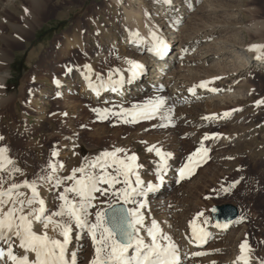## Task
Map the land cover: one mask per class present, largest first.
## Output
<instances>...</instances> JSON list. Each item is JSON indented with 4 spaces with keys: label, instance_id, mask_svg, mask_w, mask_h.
<instances>
[{
    "label": "rangeland",
    "instance_id": "rangeland-1",
    "mask_svg": "<svg viewBox=\"0 0 264 264\" xmlns=\"http://www.w3.org/2000/svg\"><path fill=\"white\" fill-rule=\"evenodd\" d=\"M133 1L140 8L143 20L156 24L153 0ZM192 1L190 8L186 5L189 11L184 10L188 15H182L177 25L178 42L167 52L168 55L182 46L181 59L178 56L162 78L165 82L171 80V85L156 92L153 88H142L128 100L112 99L106 104L86 96L89 89L82 76L86 71L84 66L91 65L99 84L103 82L106 86V72L112 75L113 69L121 67L124 57H120L119 48L125 25L115 3L71 0L58 9L52 6V0L2 2L0 70H6L10 76L0 93L3 95L0 96V136L4 138L0 140V147L8 149L7 155L20 171H12V166H8V172H0V191L13 183L22 184L26 179L32 181L48 174L51 171L48 165L52 162L57 166L55 175L63 183L57 187L54 181L51 185L41 181L39 188L44 190L40 193L46 196V203L51 204L50 214L60 203L59 193L72 183L66 178L72 175L73 169L85 166L88 172L101 173V168L89 166L102 153L123 149L116 154L117 160L135 155L139 166L136 173L147 180L157 178L160 158L147 150L155 145L171 154L167 167L174 175L173 186L166 212L158 210L156 214H148L139 209L144 217L141 232L147 234L151 221L159 218L161 221L156 223L160 233L174 243L172 233L168 232L176 216L180 233H186L194 221V227L199 225L196 228H203L209 235V231L222 226L212 222L210 208L231 204L239 211L237 219L227 224L222 234L212 235L201 248L205 253L195 255V251L188 255L187 264H235L234 260L241 256V248L237 247L242 243L249 248L245 252L252 251L255 261L258 263V258L264 264L259 257L264 255V72H252L250 67L243 66L242 59L257 58V55L264 59V47L249 50L253 45L264 46V0ZM122 3L130 5L127 0ZM173 22L174 19L172 25ZM172 36L176 34H168ZM136 51L123 54L129 56L122 64L124 73L133 69L130 61L140 64L137 61L140 54ZM150 70L151 63L146 66L145 74ZM201 82H208L207 86L199 87ZM67 83H75V89L64 94L62 88ZM194 87L195 91L190 92ZM227 89L236 96L227 97L217 109L211 106V98L201 93ZM82 90L86 91L85 95L81 94ZM45 93L50 96L43 97ZM157 97L164 98L165 105L153 118L124 122L131 121L132 116L122 113L121 109L131 110L133 105H142ZM42 98L44 104L40 103ZM104 109L109 110L107 118L100 119ZM53 152L58 155L53 156ZM193 153L196 155L189 162L188 157ZM106 159L111 163L113 158ZM185 164L190 165L192 172L181 179L180 169ZM116 167L107 168V172L115 175ZM119 179L123 181L124 177ZM99 187L108 188V185ZM123 187L121 182L104 195L94 194L95 207L89 209L91 222H95L97 210L117 203V190ZM113 192L117 195H112ZM135 201L125 207H138L142 197H135ZM77 233L84 242L82 248L86 242L94 250L87 231L74 230ZM93 250H90L91 256L95 255Z\"/></svg>",
    "mask_w": 264,
    "mask_h": 264
},
{
    "label": "snow or ice",
    "instance_id": "snow-or-ice-1",
    "mask_svg": "<svg viewBox=\"0 0 264 264\" xmlns=\"http://www.w3.org/2000/svg\"><path fill=\"white\" fill-rule=\"evenodd\" d=\"M171 0H164V3H170ZM27 11V10H25ZM138 36V34H136ZM153 47L149 51L157 56H163L167 51V43L152 33ZM264 46L253 45L249 49L257 50ZM257 55V59H259ZM133 69L142 66L129 62ZM85 69L91 70L89 65L84 66ZM135 75V72H133ZM85 79L89 77L85 76ZM59 83V81H55ZM109 83H120V81ZM208 82H201L199 87H206ZM92 87L91 84H89ZM103 87V82L100 85ZM115 90V88H113ZM190 92L195 91L189 89ZM260 101H257L259 104ZM165 105L162 97L148 100L142 105H133L131 110L121 109L122 113L132 116V120H124L125 123H135L139 119H151L159 113ZM100 111V110H96ZM108 109L102 110L99 118L106 119ZM119 115V113H113ZM225 115H229L225 113ZM170 119V117H167ZM208 137L205 136V139ZM4 138L0 136V140ZM149 152H155L160 158L159 170L163 173L167 168V159L170 153L163 152L155 145L147 149ZM123 149H115L109 153L105 152L98 157L96 162L89 167L95 169L101 168L100 174L86 171L85 166L73 169L71 176L66 179L72 181L70 186L65 187L64 191L59 193L60 201L57 209L50 214L46 209L45 200L40 196L39 188L44 184L51 185L53 181L55 186L59 187L63 181L57 178V166L49 162L48 174L37 176L35 180L23 181L22 184L13 183L6 190L0 191V241H3L7 248H0V260H6L10 264H77V254L72 251L70 245L74 238V230H86L91 237L95 255L90 264H179V256L177 254V246L171 242L170 238L160 233V229L155 220L152 221L151 227L147 228V235L151 238V242H146L140 235L141 229L144 228V217L140 213V208L144 207V203L139 202L136 208H127L125 205L135 203V197L146 195L147 192L154 191L157 186L148 183L145 189V181L141 180L135 169L136 156L132 155L126 159H116V154L122 152ZM8 149L0 147V172H8L11 170L19 172L20 169L14 164V161L7 155ZM200 152V149H197ZM206 154V150H205ZM53 156L58 155L57 152L52 153ZM193 153L188 157L191 162ZM112 157L111 163L106 159ZM103 159V162H101ZM117 165L114 169L115 175L107 172V168ZM60 167H63L61 165ZM192 168L189 164H185L180 169L181 179L185 178L186 173L190 174ZM76 173H80L79 176ZM120 176L124 179L121 181ZM131 176H135V183L130 180ZM163 179L162 175L157 176ZM123 183L124 187L118 189L119 193L116 204H109L107 208L97 210L95 212V222L89 220L91 213L89 209L95 207L93 201L96 199L95 193L104 195L113 187L114 184ZM106 184L108 188H101L99 185ZM2 187V185H0ZM21 188H28L31 195L20 191ZM117 192L112 195L116 196ZM202 213H198V216ZM194 225V221L190 227ZM193 235L198 241L206 240L208 233L200 228L197 230L193 227ZM15 237L19 241L18 247L22 249L23 254H17L12 246V238ZM75 239L79 240V235H75ZM168 241L166 244L160 241ZM241 256L237 259L248 264L244 252L246 244H241ZM195 255H201L196 253ZM34 257V258H32Z\"/></svg>",
    "mask_w": 264,
    "mask_h": 264
},
{
    "label": "bare ground",
    "instance_id": "bare-ground-1",
    "mask_svg": "<svg viewBox=\"0 0 264 264\" xmlns=\"http://www.w3.org/2000/svg\"><path fill=\"white\" fill-rule=\"evenodd\" d=\"M10 1L12 2L15 0H0V5L4 6V3H2V2L9 3ZM52 1H53L52 6L54 8L55 7L58 8V9L59 8L61 9L63 6L70 4V2H71V0H52ZM111 1L113 3H115L116 6H118V8H119L118 11H119L120 15L122 16L123 23L125 25V28H124V31L122 34L123 41L120 42L119 53H121L122 55L125 53V55H126L127 53L130 54L131 51L139 50V51H136L138 54H140V60H137L140 63L139 65H141L142 67H146V65L151 63V70H150V73L148 75H147V73L145 75L141 74L142 67L138 68V69H131V70L129 69L128 73H124L125 69L123 68V66H124L125 62L127 61L126 58L129 56H125V55L122 56L120 54V57H124V58H122V60L124 62L122 61L121 67H117V68L113 69L112 75L110 74L111 72L110 73H109V71L106 72L105 76H107L108 85L101 87L99 84L100 81H99L98 77L96 76L95 72H92L93 69L90 71L86 69L85 74L82 77L84 78V81L86 82L85 87H88L89 91H87V89H86L87 92L85 90H82L81 94L84 93V95H85V92H86V96L96 100L97 102H99L101 104H106L108 101H110L112 99L115 101H117V100L118 101L128 100V99H130L129 98L130 96L136 94L138 91H141L142 88H145V89L153 88V90H155L154 92H156L159 89H163L165 87V85H167V84L171 85L170 83H172V82H171L170 78H169L170 81L166 80L167 82H165L162 78H164L165 75L168 73V70H170V68H172L171 67L172 64H174L180 58L181 52H182V46L181 45L178 46L177 51L169 53L167 55V57H163L162 59L161 58L159 59V58H157V55H155L153 52L149 51V49L153 47L152 33H155L157 37L162 38L167 43V45H168L167 49L168 50L171 49L174 45H176L175 43L178 42L177 32L179 29H178L177 25H179V23H181V18H182L181 16L182 15L183 16L188 15V13L186 11H189V8L193 5L192 0H171L170 3H164V0H160V1L158 0L157 2L159 4L156 7V0H153L152 2L155 4L154 13L156 15V17H153L154 18L153 20H156V24H151L148 20L142 19L141 10L139 7H135L132 4V2H134L133 0H127V2H130V5H128V6H126L125 4L122 3V1H126V0H111ZM39 2H40V0H39ZM42 2L44 3V1H41V4H42ZM38 3H37V5L40 6V4H38ZM186 5L189 7L188 9H186L187 8ZM11 6H12V4H11ZM184 10H186V11H184ZM52 14H53V12H52ZM172 19H174L173 25H172ZM158 22L160 24H158ZM6 24H8V23H6ZM18 28H20V27H18ZM18 28H15V29H18ZM174 30L176 32H174ZM17 31H19V30H17ZM21 32H22V30H21ZM19 33H20V31H19ZM22 34H23V32H22ZM136 34H138V36ZM168 34H170V35L176 34V36L168 37ZM12 40L14 41V39H12ZM173 49H174V47H173ZM178 56H179V58H178ZM237 57L240 58V56H238V55H237ZM5 58L6 57H4V59ZM242 59L244 60L243 66L250 67L249 69L252 72H264V59L263 58L257 59V58L251 57V56H246V57H242ZM7 61H8V63L11 62V60H9V59ZM122 64H123V66H122ZM5 66H7V65H5ZM92 68H94V67H92ZM133 72H135V75H133ZM9 76L10 75L8 74V72L6 70H4L2 72L0 70V93L4 91L3 86L7 82V79L9 78ZM85 76L89 77V79L85 80ZM111 76L114 78H110ZM109 78L112 82L120 81V83H109ZM162 80L165 82L164 84L162 83L163 82ZM174 80H175V78H174ZM89 84H91L92 87H90ZM74 86H75V83H67V85H65V88H62V92L64 94L68 93V92L72 91L73 89H75ZM113 88H115V90H113ZM212 91L207 90L204 92L202 91L201 93H203L204 95L211 98V100H210V102L212 103L211 106L215 107L216 109L218 107H220L221 105H223V104H221L222 101L225 103L224 100L228 99L227 97L235 95L233 93V91L229 90V89L219 91V92H215V93H212ZM2 96H1V98H2ZM49 96H50L49 93H45L43 95V97H45V98H47ZM43 99L44 98H42L40 100L41 104L45 103V100H43ZM227 103H228V100H227ZM158 171L160 172L159 168H158ZM160 175L163 176L162 180L158 179V178H154V177L147 180L146 178L140 176L141 180L145 181V185H144L145 189H146L148 183H151V184L157 186L154 191L147 192L146 195H141L142 202L144 203V207L140 208V210L141 211H148L149 212L148 214H156L160 210L166 212L168 205H169V200H170L169 199V192L172 190L174 175H173V172L170 169H168V167L166 168V170L163 173L160 172ZM131 177H132L131 181L134 184L136 177L135 176H131ZM24 189L25 190H22V192H24L30 196L31 195L30 190L28 188H24ZM41 191H44L43 188ZM41 193H40V196L45 200L46 196H42ZM46 193H47V191H46ZM45 203H46V200H45ZM49 205H51V204H49ZM49 205H48V203H46V209L50 210V208H51V210H52V207H50ZM164 215L167 216L168 214L164 213ZM177 217H178V215H177ZM175 218H176V216L174 217V222H171V224H172V227L170 228L171 232H168V233H172V236L175 239L174 241L176 242V246H177V254L179 256V264H187V261H188L187 257H188V255L192 254V252L196 251L197 253H201V254L205 253V250L201 249V248L207 242H209L210 239H212V235H215V234L220 235L224 231H226V228H227L226 226L228 224V223H225V224H222L221 227H219V226L215 227L213 232L209 231V235L207 236L206 240L198 241L195 238V236L193 235V227L194 226L190 227V225H189L188 231H186V233H182V231L180 233L179 232L180 228L177 229V224H179L180 222L177 223L176 222L177 218L176 219ZM181 220L182 219H179L178 221H181ZM158 221H161V219L157 218L156 222H158ZM198 226H195V228ZM196 229L198 230L199 228H196ZM79 233H77V234H79ZM77 234H74V238H73L72 244L70 245V248L72 251H75L77 254V264H82V263H80L82 261L85 262V264H90V261L93 258V256H91V254H90V250H93V248H92V246L90 247L89 243L87 244L85 242V245H84L85 248L83 249L82 245L84 244V242L81 241V237L79 240L75 239V235H77ZM140 235L143 239H145L146 242H148L147 241L148 237H146V235H147L146 233L140 232ZM11 243H12L14 251L17 254H23L22 249H20L18 247L19 241L16 240L15 237L12 238ZM0 248L6 249L7 245L3 241H0ZM237 248H240V247H237ZM83 252L84 253L86 252V253L84 254ZM244 256H245L248 264H256L257 263L254 259L255 256H253L252 251L247 250L245 252ZM259 257H261L262 260H264L263 254H259ZM32 258H34V257H32ZM231 260H230V263H231ZM257 260L259 261L257 264H262V262L258 258H257ZM234 261H235V264H244L243 261L238 260L237 258ZM0 264H10V262H7L6 260H0ZM221 264H226V263H221Z\"/></svg>",
    "mask_w": 264,
    "mask_h": 264
},
{
    "label": "water",
    "instance_id": "water-1",
    "mask_svg": "<svg viewBox=\"0 0 264 264\" xmlns=\"http://www.w3.org/2000/svg\"><path fill=\"white\" fill-rule=\"evenodd\" d=\"M238 216V209L231 204H223L212 206L210 209V217L212 221L217 223L231 222Z\"/></svg>",
    "mask_w": 264,
    "mask_h": 264
}]
</instances>
